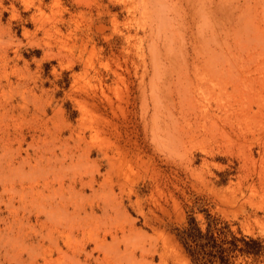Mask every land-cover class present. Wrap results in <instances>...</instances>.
I'll return each mask as SVG.
<instances>
[{"label":"rangeland","instance_id":"rangeland-1","mask_svg":"<svg viewBox=\"0 0 264 264\" xmlns=\"http://www.w3.org/2000/svg\"><path fill=\"white\" fill-rule=\"evenodd\" d=\"M201 42L213 128L168 82ZM188 215L264 264V0H0V264H193Z\"/></svg>","mask_w":264,"mask_h":264},{"label":"bare ground","instance_id":"bare-ground-1","mask_svg":"<svg viewBox=\"0 0 264 264\" xmlns=\"http://www.w3.org/2000/svg\"><path fill=\"white\" fill-rule=\"evenodd\" d=\"M187 2L190 3L191 6L194 4V0H187ZM180 6L183 7V5H180ZM201 6L203 7V5ZM211 7L212 8H210L209 11L208 10L205 11V13L201 11L200 16L198 13V16L199 18L202 17L201 18L202 26L206 24L207 16H209L208 19L210 22H212L211 31L212 30L217 31V32H212V34L220 36L219 35L220 33L219 32V29H220L219 13L221 12V6L219 5V3L216 2ZM191 25L192 23H189L188 26L191 28ZM201 46H202V50L205 55V56L202 55L203 57L202 61H204L205 64L203 63L200 70L196 69L192 73H189L188 72L189 70L187 69H185V71H177L175 73V76L171 75V79L168 82L170 83V86L177 87L179 89L178 90L179 96L177 99L178 102L177 101L176 102L179 103L180 112H182V114L185 117L189 116V114H192L195 117V121H198V122L200 121L201 125L203 126L207 125L208 128H211V127L213 128L215 126L214 122L210 121V117L213 113H210L209 108L207 107L201 106L199 107V109H197L195 105V103H199L196 99L197 97L195 94V90L201 89L202 86L205 85V83L206 84L209 83V86L218 84L219 81L224 80V76L226 75V73L223 71V68L221 67L222 65H221L220 58L222 55V51L220 50V47H219L220 45H218L217 43V45L215 44L214 47H209L208 44H205L206 47H204L203 43L201 42ZM239 72H236L235 75L232 76L234 77L233 81H229V82H234L235 86L248 85V83L249 84L252 83L253 80L251 79V75L244 76V74L242 75V73H239ZM228 74L232 75L231 72H229ZM156 77H157V74H156ZM171 127L173 128V126ZM178 128L181 129L183 127L180 126ZM175 130H173V132H175ZM176 132H179L178 129L176 130Z\"/></svg>","mask_w":264,"mask_h":264},{"label":"trees","instance_id":"trees-1","mask_svg":"<svg viewBox=\"0 0 264 264\" xmlns=\"http://www.w3.org/2000/svg\"><path fill=\"white\" fill-rule=\"evenodd\" d=\"M174 233L193 264H229L230 253L236 247L233 239L227 241L214 234L209 224L202 229L192 215L175 227Z\"/></svg>","mask_w":264,"mask_h":264}]
</instances>
